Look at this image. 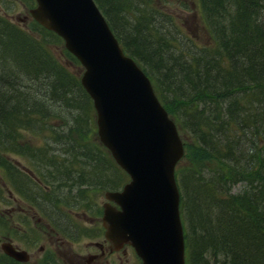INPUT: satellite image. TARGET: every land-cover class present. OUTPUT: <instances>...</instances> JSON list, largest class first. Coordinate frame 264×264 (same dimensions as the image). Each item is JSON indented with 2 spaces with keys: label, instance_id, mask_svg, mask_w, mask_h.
<instances>
[{
  "label": "trees",
  "instance_id": "1",
  "mask_svg": "<svg viewBox=\"0 0 264 264\" xmlns=\"http://www.w3.org/2000/svg\"><path fill=\"white\" fill-rule=\"evenodd\" d=\"M95 1L124 50L152 77L184 141L176 173L186 264H264V0H177L185 14L170 13L157 0ZM164 19L191 48L151 25L161 26ZM60 40L36 20L25 27L0 13V167L5 169L6 154L13 150L31 158L35 168V156L46 159L48 137L66 135L81 148L90 145L99 156L92 149L81 152L94 170L102 159L116 175L83 190L77 204L85 208L88 192L115 189L124 172L102 143L89 138L96 131L92 99L80 72L68 67L61 50L51 49ZM24 132L44 141L23 143ZM80 175H74L79 182L72 186H85ZM239 182L244 189L233 192ZM0 264L20 263L0 253Z\"/></svg>",
  "mask_w": 264,
  "mask_h": 264
},
{
  "label": "water",
  "instance_id": "2",
  "mask_svg": "<svg viewBox=\"0 0 264 264\" xmlns=\"http://www.w3.org/2000/svg\"><path fill=\"white\" fill-rule=\"evenodd\" d=\"M34 1L30 15L60 35L82 64L80 82L93 101L99 140L129 175L121 189L105 192L106 237L131 244L141 264H186L174 176L185 148L175 120L95 0ZM0 247L24 256L11 243Z\"/></svg>",
  "mask_w": 264,
  "mask_h": 264
},
{
  "label": "rangeland",
  "instance_id": "3",
  "mask_svg": "<svg viewBox=\"0 0 264 264\" xmlns=\"http://www.w3.org/2000/svg\"><path fill=\"white\" fill-rule=\"evenodd\" d=\"M173 1V2H172ZM157 2L163 5H160L163 8H166L170 13H179V14H185L186 11L185 9L182 8V6L180 5V3L177 0H171V2L166 3L165 1H160L157 0ZM34 4V0H0V13L5 14L6 17H8L12 22L14 23H19L20 25H23L25 27H27L30 22H32V20H34V18H32V16L30 15L28 8L30 6H32ZM148 11H150L148 9ZM190 11V10H189ZM189 11H187V15H189ZM196 20V18H195ZM159 23V21H156L153 24V26H155V28L161 32V34L165 35V36H170V37H176L181 43H183L184 45L188 46L191 48V46L189 45L188 42L189 39L182 34V32H179L177 29L175 30L173 24L171 22H168L166 19H164V21L162 22L161 26L157 25ZM200 33H203L201 30H199ZM143 36V34H141ZM144 37V36H143ZM152 44V43H151ZM150 44V46H151ZM62 48H65L64 46V42L63 40H60L57 48L52 47L51 49L53 50L54 54L58 51L60 52L61 50V54L59 53V55L62 57L63 61L68 65V67L74 71H79L80 74L83 71V66L81 65L80 61L77 59H73L72 57L66 55ZM149 49V48H148ZM184 51L190 52L192 49H183ZM169 52H172L173 54H178V51H171V49L168 50ZM152 71V70H151ZM153 73H155L159 79H161L160 74L152 71ZM39 82H37V84L35 86H33V91L36 90L35 88H38V84ZM37 86V87H36ZM2 90H4V92H6L5 87H1ZM30 89V91H31ZM1 90V91H2ZM27 91V90H26ZM167 93L170 94L171 89H167L166 90ZM38 97L40 98V96L38 95ZM55 103V102H53ZM92 118L94 117L95 119V111L91 112ZM188 123V122H186ZM69 124H72L71 121ZM96 125V124H95ZM195 128L197 129V126L194 124ZM95 132V133H94ZM97 131H93V133L91 134L92 137L90 136V139H94L97 143H101L98 135ZM92 139V140H93ZM23 143L26 144H30L31 146H40L39 143H42L44 140L41 138H36L33 135H31L30 133H26L24 132V135L22 136L21 140H19ZM94 141V142H95ZM97 143H95L96 145H98ZM106 148V147H105ZM92 149V153L94 155V157H97L99 155H95V152L93 149V147H91L90 145L85 146L84 148L79 147L78 143H75V141L73 140V138L69 137V136H61L59 138L53 139L52 137H48L47 141H46V147L44 148L45 153H46V159L40 160L38 159L36 156L35 158L37 159V165L39 166L41 172H39V170H36L35 173H37V175L39 177H41L44 182H48L49 184H51L54 192L53 193H44L45 195L48 196V200L44 202H41L46 208H53V204H52V200L51 198H53L54 196H56L55 199L58 198H67L66 201L70 202V201H75L77 202H81L83 200V191L81 190H87L90 188H95V187H100L103 186L107 183H109L110 179H113V177L116 175V170H112V168H110L109 166L107 167V165H103V160L101 159L100 163H97L98 166L97 169L94 170L95 166L93 165V163L91 164V160L88 154V152H91L90 150ZM81 151H86V153L84 154V152ZM108 151V149H107ZM24 152H27L26 150H24ZM109 153V158H111V160H113L110 152ZM28 154V152H27ZM10 155L12 157H15L16 159H18L20 161L21 164L25 165V168H34V166L32 165L33 161L31 160V158L28 157H22L20 156L21 154H18L15 151H10ZM33 157V156H31ZM48 157V158H47ZM102 157V156H101ZM46 161V162H43ZM114 161V160H113ZM36 165V167H38ZM35 167V168H36ZM34 168V169H35ZM101 168V170H100ZM116 168H118V170L123 171V175H122V179L120 181L119 184H116L115 189H120L122 187V185L129 180V175L127 174V172L122 169L120 166H118L116 164ZM100 170V171H97ZM78 172L81 173L79 178H82L83 175L85 177L86 181H91L90 184L87 185H82L84 188H82V186L79 185H74L73 187H68L69 185H71L72 183H77L79 182L78 179H75L74 175L77 174ZM92 174L94 173L95 176L94 178H89L87 176V174ZM119 175L120 172L118 171ZM25 176H28V174L24 173ZM66 176H69L70 178H73L75 180H73L71 182V184L68 183L67 178H65ZM4 169L2 167H0V242L1 241H5L7 243H11L12 245H15L16 243H19V239L22 237L23 233H18L17 230H13V236H14V241H10L9 238L7 239L5 237L6 232H8L7 229V225L10 224V226H13L12 229H14L15 226L17 225H21L22 222V216L26 215L27 212L29 210H24L21 207H23L22 204H20L19 202H17V200H11L10 202L6 201L5 196L7 195V192L5 190V185L3 183L4 181ZM244 183H237L236 185L233 186L232 191L233 192H241L244 189ZM36 187V186H35ZM35 187L32 189L34 192L38 193L39 195L41 194L38 190L35 189ZM76 187V191H73V188ZM103 188V189H102ZM101 189H97V190H93L88 192V194L90 195V200L88 202V200H86V203H90L89 206L83 208H76L73 211V216H74V221L76 223V225L78 226V230L80 231L81 229L83 230V233H85V229L88 227V225H91V222L89 221V218L87 217H83V210L85 209L86 211H89V208L92 207L94 200L97 201L100 204L103 203V201H105L106 197L104 195L105 190H114L112 188H107V187H102ZM79 192V195H76ZM17 195V193H15ZM43 194V193H42ZM88 198V195H87ZM54 199V201H55ZM10 203L11 206H13V210H12V215H4L2 213H5V207L6 205H8ZM64 205H67L65 202H63ZM75 204H73L74 206ZM83 208V209H82ZM77 211V213H76ZM86 214L88 215L89 212H86ZM58 216L56 215V218ZM30 218L32 219L31 215ZM82 225V226H81ZM9 226V225H8ZM9 226V227H10ZM34 228V229H33ZM25 229H26V234L31 232L30 230L33 229V233L35 232V226H34V219L30 220L29 223H27L25 225ZM12 231V230H11ZM10 231V232H11ZM45 233V232H44ZM46 236V234L44 235ZM83 238L85 240H87L85 238V236H83ZM84 240V241H85ZM84 241H82L80 244H74L75 248L81 252H84V250L82 249V246L84 245ZM16 242V243H15ZM38 247V244H37ZM35 247L32 250H29V253L27 255V258L24 260H21L22 264H35V259L38 255V248ZM0 253H5L2 248L0 247ZM38 264V263H37Z\"/></svg>",
  "mask_w": 264,
  "mask_h": 264
},
{
  "label": "flooded vegetation",
  "instance_id": "4",
  "mask_svg": "<svg viewBox=\"0 0 264 264\" xmlns=\"http://www.w3.org/2000/svg\"><path fill=\"white\" fill-rule=\"evenodd\" d=\"M20 156L27 157L25 155ZM6 157L7 162L3 181L7 192L5 199L8 202L17 200L23 205L22 209L29 211L22 216L23 223L21 225L15 226L14 229L10 224H8L10 227L7 225L8 232H6L5 237L9 238L10 241H14L13 230H17L19 234L23 233L18 241L19 243L15 242L14 247L27 253L37 247L38 244L37 250L39 253L35 259V264H141V258L131 244L124 242L118 245L106 237L102 214L103 204L107 202V199L100 205L94 200L89 211L83 210V217H88L91 222V225H88L85 233H83L82 229L78 230V226L74 221V209L81 208L78 207V204L73 206L75 201L68 202L66 201L67 198L55 199L56 196H54L51 198L54 206L53 215L43 205L48 200V196L44 193L54 192L51 184L44 182L35 173L36 170L25 168V165L12 157L10 152H7ZM39 172L41 171L39 170ZM24 173L28 176H25ZM65 178L71 184L72 178L69 176ZM80 183L84 184L83 182ZM72 184L68 187H73ZM34 187L41 193L40 195L32 190ZM82 188L84 187L82 186ZM76 195H79V192ZM63 202L67 205H64ZM12 208L13 206L9 203L4 209L5 213L2 214L12 215ZM86 212H89V214L87 215ZM30 215L34 219L36 229L34 233L32 232L33 228L30 230L31 232L26 234L25 225L32 220ZM45 234L46 236H44ZM82 241H84L82 246L84 252L77 250L74 246V244H80ZM18 263L22 264L21 261Z\"/></svg>",
  "mask_w": 264,
  "mask_h": 264
},
{
  "label": "bare ground",
  "instance_id": "5",
  "mask_svg": "<svg viewBox=\"0 0 264 264\" xmlns=\"http://www.w3.org/2000/svg\"><path fill=\"white\" fill-rule=\"evenodd\" d=\"M151 25H153V24H151ZM121 47L123 48V46L121 45ZM123 50H124V48H123ZM125 51V50H124ZM125 53H127L126 51H125ZM128 54V53H127ZM134 61H135V63L137 64V66L143 71V73L152 81V77H150L144 70H143V68H142V66L134 59ZM82 65V64H81ZM39 80H40V78H39ZM92 104H93V101H92ZM94 107V106H93ZM94 111H95V108H94ZM168 114H169V112H168ZM188 116V115H187ZM95 119H96V114H95ZM189 119H191L189 116L188 117H185V121L186 122H188V120ZM95 124H96V120H95ZM56 132H60V130L58 129V130H56ZM53 134V133H52ZM97 135H98V133H97ZM98 138H99V135H98ZM101 142V141H100ZM102 145L104 146V147H106L103 143H102ZM107 148V147H106ZM185 150V149H184ZM111 154V153H110ZM112 156V155H111ZM183 157V156H182ZM181 157V158H182ZM113 158V157H112ZM180 158V159H181ZM114 159V158H113ZM178 163V162H177ZM176 168H177V164H176V166H175V168H174V176H175V181H176V184H177V187H178V193H179V214H180V217H179V221H180V224L181 225H184L185 224V220H184V218L182 217V214H181V207H180V203H181V192H180V189H179V183H178V179H177V173H176ZM85 174H87L88 176H90L91 177V179L92 178H94V177H96L95 176V174L94 173H92V174H88V173H86L85 172ZM90 182L91 181H85V185H87V184H90ZM114 190H117V189H114ZM73 191L75 192L76 191V187H74L73 188ZM73 204H77L76 202H73ZM46 210H48L49 212H51L53 215H54V206H53V208H47ZM44 214H45V212H44ZM103 218V217H102ZM183 229H184V226H183ZM184 239H185V236H184ZM9 258H11L12 260H14V261H16V262H20L21 260H24V259H26L27 258V255H28V253L26 252V251H24V256L22 255V256H18V255H16V254H14V253H12V255H10V254H6ZM185 261H186V254H185Z\"/></svg>",
  "mask_w": 264,
  "mask_h": 264
}]
</instances>
